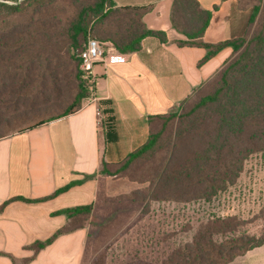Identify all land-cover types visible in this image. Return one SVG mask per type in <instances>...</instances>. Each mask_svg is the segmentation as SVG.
Masks as SVG:
<instances>
[{"label": "trees", "instance_id": "16d2710c", "mask_svg": "<svg viewBox=\"0 0 264 264\" xmlns=\"http://www.w3.org/2000/svg\"><path fill=\"white\" fill-rule=\"evenodd\" d=\"M239 1L241 7L252 8L244 36L210 44L203 38L212 12L198 0H173L171 24L185 37L177 44L204 48L199 66L226 47L233 53L180 110L149 117V137L142 146L119 163L102 159L99 174L107 177H129L138 164L148 165L149 186L142 202L148 197L151 202L210 203L237 183L250 157L264 152V0L253 6ZM151 9L115 7L113 0H0V107L5 109L0 108V139L82 109L95 90L93 78H86L81 69L80 54L90 37L102 44L105 55L110 48L119 54L137 52L149 36L167 43L166 32L144 23ZM55 97L59 100L45 108L33 105L21 112L22 99L36 104ZM105 135L100 116L102 145ZM79 183L46 198L19 199H52ZM93 209L84 205L56 212L66 215L64 227L27 246L31 257H9L15 264H29L59 236L87 227L82 221ZM244 226L235 215L211 216L161 264H230L264 245V231L253 235Z\"/></svg>", "mask_w": 264, "mask_h": 264}, {"label": "crops", "instance_id": "0c3cea01", "mask_svg": "<svg viewBox=\"0 0 264 264\" xmlns=\"http://www.w3.org/2000/svg\"><path fill=\"white\" fill-rule=\"evenodd\" d=\"M198 2L212 12L205 42L217 44L244 36L252 8L241 7L239 0ZM113 4L151 6L144 23L151 30L166 32L168 42L149 36L134 53L108 49L105 59L94 67V94L82 109L0 139V253L4 254L0 264H15L9 256L31 257L27 246L47 240L64 227L66 215L56 212L84 205L95 209L103 191L118 192V180L99 174L102 159L119 163L142 146L149 137V117L178 109L233 53L232 47H226L199 66L206 50L177 44L185 37L171 24L173 0H113ZM100 116L105 122L103 145ZM72 182L80 183L52 199H19L46 198ZM89 234L87 226L61 235L29 264H83ZM230 264H264V245Z\"/></svg>", "mask_w": 264, "mask_h": 264}, {"label": "rangeland", "instance_id": "374dc122", "mask_svg": "<svg viewBox=\"0 0 264 264\" xmlns=\"http://www.w3.org/2000/svg\"><path fill=\"white\" fill-rule=\"evenodd\" d=\"M256 2L242 0L244 5ZM57 100L39 99L35 104L22 99L21 112L33 105L45 108ZM148 169L141 163L129 177H111L121 188L112 195L103 191L92 214L82 221L90 226L83 264H161L214 215L239 217L253 235L264 231V152L250 157L237 183L210 203L151 202L148 197L142 202L149 186Z\"/></svg>", "mask_w": 264, "mask_h": 264}, {"label": "built area", "instance_id": "2783aa9c", "mask_svg": "<svg viewBox=\"0 0 264 264\" xmlns=\"http://www.w3.org/2000/svg\"><path fill=\"white\" fill-rule=\"evenodd\" d=\"M105 49L95 38L90 37L80 54L81 69L86 78H93L95 65L105 59Z\"/></svg>", "mask_w": 264, "mask_h": 264}]
</instances>
